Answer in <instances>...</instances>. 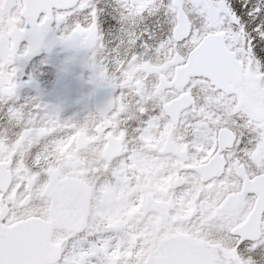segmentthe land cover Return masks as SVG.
I'll return each instance as SVG.
<instances>
[{
  "label": "snow or ice",
  "instance_id": "1",
  "mask_svg": "<svg viewBox=\"0 0 264 264\" xmlns=\"http://www.w3.org/2000/svg\"><path fill=\"white\" fill-rule=\"evenodd\" d=\"M52 31L89 49L96 78L116 90L97 131L116 189L129 165L152 175L129 220L107 205L100 225L68 222L58 202L52 224L31 213L25 165L64 146L53 130L65 122L21 100L17 65ZM3 144L0 264H264V0H0ZM60 187L54 178L44 198ZM54 230L65 234L56 246Z\"/></svg>",
  "mask_w": 264,
  "mask_h": 264
},
{
  "label": "flooded vegetation",
  "instance_id": "2",
  "mask_svg": "<svg viewBox=\"0 0 264 264\" xmlns=\"http://www.w3.org/2000/svg\"><path fill=\"white\" fill-rule=\"evenodd\" d=\"M14 23H20L19 16L14 17ZM7 34L5 31L4 35ZM105 36L111 41L115 31L108 30ZM57 38L53 54L42 56L24 70L17 65L21 100L38 101L46 105L52 115L65 122L61 130H53L66 140L64 146L57 148L50 143L46 149L47 158L41 161L38 168L32 167L30 160L25 165L26 172L37 186L31 213L39 220L52 224L53 209L58 202L68 222L78 219L86 220L90 225H100L104 222L102 210L107 205L115 216L129 220L135 215L129 208L131 197L138 191L150 194L149 190L155 188L152 175L150 171L137 172L134 166L129 165L127 184L120 190L116 189L115 178L106 171L104 163L108 145L100 142L97 135L102 126L98 116L111 105L116 90L96 78L89 49L62 42L59 33ZM117 100H120L119 96ZM122 106L127 108L126 103ZM80 137L84 138L81 148L78 146ZM0 152L9 155L10 163L12 150L9 145H0ZM59 177L64 180L59 181L61 187L57 200L45 199L44 193L49 184ZM109 182L110 187H106ZM64 239L63 231L54 230L53 244ZM81 242L83 249L89 250L87 242Z\"/></svg>",
  "mask_w": 264,
  "mask_h": 264
},
{
  "label": "water",
  "instance_id": "3",
  "mask_svg": "<svg viewBox=\"0 0 264 264\" xmlns=\"http://www.w3.org/2000/svg\"><path fill=\"white\" fill-rule=\"evenodd\" d=\"M49 34V33H48ZM48 37V35L46 36V38ZM51 44V41L50 42H46V39H45V44H44V46L40 49V51L38 52V53H36L35 54V56L36 55H40L41 53H43V52H46V47L48 46V45H50ZM34 56V55H33Z\"/></svg>",
  "mask_w": 264,
  "mask_h": 264
},
{
  "label": "rangeland",
  "instance_id": "4",
  "mask_svg": "<svg viewBox=\"0 0 264 264\" xmlns=\"http://www.w3.org/2000/svg\"><path fill=\"white\" fill-rule=\"evenodd\" d=\"M62 180V179H61Z\"/></svg>",
  "mask_w": 264,
  "mask_h": 264
}]
</instances>
